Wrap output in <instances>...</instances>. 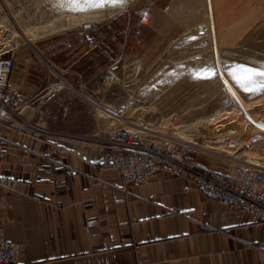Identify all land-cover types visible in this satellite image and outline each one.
Masks as SVG:
<instances>
[{"label":"crops","instance_id":"crops-1","mask_svg":"<svg viewBox=\"0 0 264 264\" xmlns=\"http://www.w3.org/2000/svg\"><path fill=\"white\" fill-rule=\"evenodd\" d=\"M38 1L63 16L112 11L124 27L118 56L145 62L146 74L125 85L128 95L117 81L107 96L105 44L99 38L89 46L92 36L74 30L39 44L23 41L13 51L8 85L30 103L22 109L25 127H0V175L17 182L14 190L0 187V228L19 245V260L264 264V222L213 200L185 177L159 171L145 184H122L116 171L98 166L112 151L103 136L121 123L146 127L156 141L191 142L200 169L227 172L239 160L260 166L245 156L241 136L259 128L246 114L264 125V93L244 92L228 72L264 68V0H127L85 11ZM10 7L0 0L4 34L15 26ZM196 25L208 26L211 44ZM207 69L216 74L197 78ZM217 136L240 145L216 150Z\"/></svg>","mask_w":264,"mask_h":264},{"label":"built area","instance_id":"built-area-1","mask_svg":"<svg viewBox=\"0 0 264 264\" xmlns=\"http://www.w3.org/2000/svg\"><path fill=\"white\" fill-rule=\"evenodd\" d=\"M141 20H145L144 16ZM196 31L203 34V25H196ZM87 42L89 46L97 43L94 38ZM15 48L16 44L10 40L0 39V127L19 131L27 125L22 109L30 102L19 90L8 85L14 67ZM88 100L93 102L90 98ZM149 133L146 127L131 123L112 127L103 136V140L112 146V151L100 158L98 166L116 171L122 184H145L159 171L185 177L213 200L248 213L255 222H264V166L239 160L227 172L200 169L191 157V142L156 141L149 137ZM211 145L224 152L236 150L240 143L233 136H217ZM4 154L0 136V167ZM16 183L15 179L0 175L1 188L14 190ZM0 264H30L19 260V245L6 240L1 228Z\"/></svg>","mask_w":264,"mask_h":264},{"label":"rangeland","instance_id":"rangeland-1","mask_svg":"<svg viewBox=\"0 0 264 264\" xmlns=\"http://www.w3.org/2000/svg\"><path fill=\"white\" fill-rule=\"evenodd\" d=\"M9 1L15 26L11 27L13 34H4L6 25L0 20V39L10 40L13 45L16 44V48L20 47L23 41L29 45L39 44L42 40H54L74 30L79 34L81 32L82 34H88L96 41L99 38L100 42L103 40L109 54L107 55V82L110 79L112 80L107 84V96H110V88L113 89L112 85L116 84L117 81L124 86L119 87L121 93L128 95L131 92L130 87H125V85L132 81H138L145 76V62H137L132 56H118L117 49L120 45V35L124 31V27L122 20L113 18L112 11L63 16L51 12L41 5L38 0ZM201 35H206L211 44L209 31H204ZM110 64L112 66L109 68L108 65ZM139 105L140 109L145 107L144 102ZM241 139L245 156L249 157L254 163L264 166V131L255 128L254 131L250 130L247 135L241 136Z\"/></svg>","mask_w":264,"mask_h":264},{"label":"snow or ice","instance_id":"snow-or-ice-1","mask_svg":"<svg viewBox=\"0 0 264 264\" xmlns=\"http://www.w3.org/2000/svg\"><path fill=\"white\" fill-rule=\"evenodd\" d=\"M127 0H57L60 7L74 11H85L89 8H100L106 4L123 5ZM216 73L213 69L197 72V78L208 79ZM228 75L246 93H264V68H253L246 65H236Z\"/></svg>","mask_w":264,"mask_h":264},{"label":"bare ground","instance_id":"bare-ground-1","mask_svg":"<svg viewBox=\"0 0 264 264\" xmlns=\"http://www.w3.org/2000/svg\"><path fill=\"white\" fill-rule=\"evenodd\" d=\"M211 37H212V45H213V49H214V55L216 56V59H217V62H218V55H217L218 53H217V47H216V43H215V34L213 33L211 35ZM217 66L219 68V62L217 63ZM222 78H223L224 84H226L227 88L235 96L236 100L238 101V104H239L240 108L245 112L244 105L242 104L240 98L238 97V95L236 94V92L234 91V89L232 88V86L230 85V83L228 82V80L224 76H222ZM246 116L251 121V123L256 124L262 131H264V126L263 125L256 123L255 120H253L252 118H250V116H248L247 114H246Z\"/></svg>","mask_w":264,"mask_h":264}]
</instances>
